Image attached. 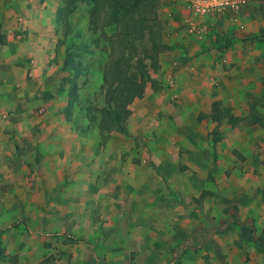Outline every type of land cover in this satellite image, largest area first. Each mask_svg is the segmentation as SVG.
<instances>
[{"label": "rangeland", "instance_id": "rangeland-1", "mask_svg": "<svg viewBox=\"0 0 264 264\" xmlns=\"http://www.w3.org/2000/svg\"><path fill=\"white\" fill-rule=\"evenodd\" d=\"M54 1L57 20L63 0ZM7 3L0 0L1 26ZM91 6L77 2L69 18L70 31L56 21L55 47L48 51L52 72L43 78L45 100L39 112H43V130L40 123L32 128L33 137L43 132V158L48 160L43 162V216L29 217L32 232L25 225L12 226V206L23 200L19 198L23 194L13 192L9 177L0 178V229L5 228L0 264H36L49 257L52 262L45 264H91V249L100 252L104 264H169L175 244L201 219L197 206L188 202L203 190L208 196L202 203V218L208 224L220 215L228 216L236 205L244 219L256 212L254 225L260 235L264 129L249 126L247 115L249 108L264 115V43L251 41L255 47L246 48L249 34L244 29L219 34L212 23L209 38L212 34L217 39L212 45L182 40L178 53L169 47L157 54L156 67L146 59L155 84L147 82L143 96L130 103L123 134L101 123L100 110L106 106L103 72L116 44L113 25L102 16L105 11L92 22ZM248 12L264 14V0H253ZM218 26L224 28L222 22ZM20 37L16 39L21 41ZM81 41H87L91 51L80 56L78 99L67 120L63 114L69 84L62 92L57 88L63 76L74 74L62 70L66 47L72 51V45ZM232 44L243 48V56L255 50V58L239 59ZM215 99L234 109L235 125L220 124V138L212 151L207 141L214 124L208 114ZM38 108L32 107L30 116ZM198 112L204 114L202 121L196 119ZM16 119L12 108L0 114L5 126L0 139L5 145L12 146ZM29 119L32 124L33 118ZM14 152L22 162L32 163L28 155L36 154L37 148L19 144ZM5 154L4 163L12 152L9 156L6 149ZM32 165L37 178L40 169ZM53 231L74 234L83 242L48 234ZM180 258V264H264V252L256 249L249 229L235 226L215 236L203 251H188Z\"/></svg>", "mask_w": 264, "mask_h": 264}, {"label": "crops", "instance_id": "crops-1", "mask_svg": "<svg viewBox=\"0 0 264 264\" xmlns=\"http://www.w3.org/2000/svg\"><path fill=\"white\" fill-rule=\"evenodd\" d=\"M253 0H247L246 4L242 6L237 12H233L231 10H227L223 13H214L209 18V31L206 33L204 40L198 41V43L210 46L212 45L217 39L216 36L212 37V34L209 38L210 33V26L211 24H216L217 31L219 34L227 33L232 34L234 32L239 31L240 29H244L249 35L245 38L248 39V36L253 34L259 33L260 30H264V14L257 15L253 14L252 12H248L249 5L252 3ZM9 4L7 3V10H5L4 18H3V26L0 25V33L4 35L5 43L0 44V114L4 111L9 109H14V113L16 116V123L13 125L15 129V137L12 143V146L5 145L3 139H0V178L9 177V184L13 185V192L23 194L19 198H23V200H19V202H15L13 208L15 220L12 222H16V227H20L21 225H25V230L31 231L30 223L28 221L29 217L32 218L33 216L42 217L43 216V162L47 161L43 158V132L41 135H37L33 137L32 128L34 125L40 123V128L43 130V112L39 113L43 110L41 105L43 106V98L44 89H43V78L45 74H51L52 68L49 67L51 65V58L52 56L49 55L48 51L51 48L55 47V27H56V7L58 3L54 0H8ZM242 10H246L244 14L240 16ZM158 17L162 24V42L166 44L167 48L171 47L174 50V53H178L177 50H182L180 47L177 46L182 40L192 42V44L196 43L195 39L189 38L187 40L185 34V26L183 23V17L186 16L187 11L180 5L175 4L172 0H160V5L158 7ZM19 16L18 22L21 19L20 23H16L15 18ZM236 18L237 20H234ZM224 24V28L222 29L218 25ZM234 31V32H232ZM20 34L23 36L20 37ZM21 39L18 41L17 39ZM17 38V39H16ZM186 38V39H185ZM20 40V39H19ZM255 40H249L245 43L249 47H255L251 42ZM259 42V41H257ZM255 43V42H254ZM264 43V42H260ZM233 45V44H232ZM235 55L240 58H247V61L253 60L255 57V50L251 51L246 56H243L242 49L238 46L239 44H234ZM229 48V47H228ZM227 48V49H228ZM239 48V49H238ZM247 51V49H245ZM167 56V55H166ZM58 91V90H57ZM59 92V91H58ZM45 97V96H44ZM221 101V103L225 106H229L231 108V113L234 116L235 122V114L234 109L230 105L224 103L222 99H215L214 101ZM213 101V102H214ZM212 102V103H213ZM211 103V106H212ZM63 104V103H62ZM39 107L37 114H31L33 111L32 107ZM6 109V110H4ZM34 112V111H33ZM258 113L260 116L264 118V115L255 110L254 108L248 109V125L249 126H259L258 124L250 123V114L251 113ZM202 114L198 112L196 119L199 120L198 115ZM22 115V117H21ZM64 115V114H63ZM29 117L30 119L33 118L32 124L26 120ZM29 119V120H30ZM209 119V118H207ZM203 118H200L199 121H202ZM205 120V119H204ZM211 120V119H210ZM42 121V122H40ZM214 124L213 128L211 129V133L208 136V145L211 147L212 151L214 150L215 146L218 143L220 138L219 134L220 124H223L224 121L231 127H234V124H231L227 121L226 118L221 119L220 121L211 120ZM38 126V125H37ZM36 126V127H37ZM4 122L0 121V129L4 128ZM39 127V126H38ZM264 129V128H263ZM22 130H24V134H22ZM217 132V136L214 140L215 133ZM1 136V133H0ZM1 138V137H0ZM214 141V142H213ZM21 145H31V147L36 146L37 153L30 154L29 159L33 158L34 161L31 163L28 159V163L23 159L25 162L20 160L19 156L15 157V150ZM30 147L25 148L26 154H28L27 150ZM6 149L10 156V151L12 152L11 158L7 159V162L4 163L6 158ZM30 153V152H29ZM16 158V159H15ZM38 165L39 167V176L35 178L34 176V167ZM35 178V179H34ZM153 189V188H152ZM204 191V190H203ZM202 191V192H203ZM207 191V190H205ZM200 192L198 195L192 197L188 203L194 204L196 209L200 211L201 219L198 220V225H208L205 218L203 219V208L202 203L207 198V195L203 197L200 196L202 193ZM18 194V195H19ZM39 194H42L41 196ZM39 195V199L35 198V196ZM193 198H197L198 202H193ZM203 200V201H201ZM35 208L39 210L32 214L31 209ZM238 208V206H237ZM149 209V208H148ZM147 209V211H148ZM28 210V211H26ZM30 210V211H29ZM140 212V210H138ZM238 211V209H237ZM28 213L27 217L23 216L20 217L22 214ZM224 215H220L219 219L211 222L210 225L217 226L219 221L223 218ZM239 219L241 222L250 220L254 225V218L256 216V212L252 216H248L247 218H242L245 216V213L242 212L238 213ZM244 219V220H243ZM145 222V221H143ZM235 226L239 229H249L250 227L247 225H239L232 223L228 228L222 230L219 233L213 234L209 242L201 248L199 251H203L205 247L212 242L215 236L220 235L230 229V227ZM255 226V225H254ZM24 227V226H23ZM196 227V226H195ZM193 227V229H195ZM256 228V226H255ZM264 228V227H263ZM192 229V230H193ZM190 232L182 236L179 242L175 244L172 250V260L169 264H173V259L176 258L177 253L175 252V247L183 241ZM32 232V231H31ZM58 232V231H53ZM51 232L48 234L50 235ZM60 233V232H58ZM257 233V228H256ZM258 234V233H257ZM251 238V233H250ZM91 246V245H90ZM128 244L126 245L127 249ZM93 248V246H91ZM140 247V244L135 246V251ZM257 249V247H256ZM140 250H144L141 249ZM90 254V262L92 264V258L103 257L100 252H96L95 250L91 249ZM195 252L192 248L189 250ZM188 252V251H187ZM185 253H182L178 256V262L180 261V257H182ZM260 252V251H259ZM145 255V252L143 253ZM104 258V257H103ZM206 260V258H205ZM101 264H104V259L101 261ZM180 264V263H179Z\"/></svg>", "mask_w": 264, "mask_h": 264}, {"label": "trees", "instance_id": "trees-1", "mask_svg": "<svg viewBox=\"0 0 264 264\" xmlns=\"http://www.w3.org/2000/svg\"><path fill=\"white\" fill-rule=\"evenodd\" d=\"M83 1L92 4L90 8L91 21L103 13V18L108 25H113L114 43L116 49L112 55V59L106 64L103 72V84L105 86L104 98L106 106L100 110L101 123L108 129H115L120 133L126 134V119L130 113L129 105L135 98L143 96L147 82L155 84L148 71L146 59H151L156 67L157 54L164 48L166 44L162 42V24L158 18V7L160 0H63V5L57 10V20L67 31L71 30L69 18L77 8V2ZM107 11V13H106ZM249 40L264 42V30L259 33L247 37ZM227 40V39H226ZM85 42V43H84ZM87 41H81L72 45V51L66 47L62 70H72L73 77L63 76L62 81L57 88L59 92L65 90V84H69V96L67 105L64 108V116L67 120H71V109L74 101L78 99L77 93V77L82 71L81 54L90 52L86 45ZM5 43L4 35L0 33V44ZM228 40L224 48L228 47ZM204 114H199L198 118ZM212 120L220 121L226 118L231 124H234V116L231 108L225 106L221 101H214L211 111L208 114ZM250 123L258 124L264 128V118L258 113L250 114ZM215 137L217 132L215 131ZM214 142V141H213ZM206 192L200 194L203 197ZM198 202L197 198L193 202ZM237 206H233V210L228 216L224 215L217 226L198 225L187 237L181 241L176 247V258L173 264H179L178 256L189 251L191 248L197 252L203 248L211 239L213 234L219 233L228 228L232 223L239 225H247L250 227L252 242L256 245L257 250L264 252V229L261 234L256 233V228L250 220L241 222L238 216ZM14 222L12 226H16ZM5 228L0 229V259L4 258L5 247L2 244L1 232ZM52 236L65 237L70 242H83L82 239L71 233L51 232ZM47 244V243H46ZM89 244V243H88ZM49 259V260H47ZM53 257L46 258L36 264H45ZM104 258L93 257L92 264H101ZM52 262V261H50Z\"/></svg>", "mask_w": 264, "mask_h": 264}, {"label": "built area", "instance_id": "built-area-1", "mask_svg": "<svg viewBox=\"0 0 264 264\" xmlns=\"http://www.w3.org/2000/svg\"><path fill=\"white\" fill-rule=\"evenodd\" d=\"M172 2L187 11L183 17L185 34L202 41L209 31V18L214 13H223L227 10L237 12L247 0H172Z\"/></svg>", "mask_w": 264, "mask_h": 264}]
</instances>
